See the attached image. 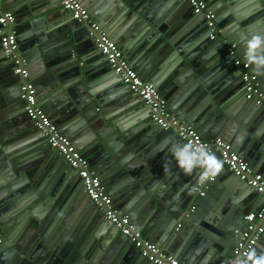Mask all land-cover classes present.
I'll return each mask as SVG.
<instances>
[{"label":"water","instance_id":"95a60500","mask_svg":"<svg viewBox=\"0 0 264 264\" xmlns=\"http://www.w3.org/2000/svg\"><path fill=\"white\" fill-rule=\"evenodd\" d=\"M79 1L169 112L203 139L231 142L264 175V115L239 94L242 71L234 66L245 55L242 37L264 35L255 30L264 25V0H201L215 16L214 39L187 0H101L105 11L96 6L100 0ZM60 8L59 0H0V10L14 17L13 54L24 62L37 105L86 159L112 206L151 244L184 264H241L234 231L244 230V215L264 198L236 177L206 181L198 196L199 169L174 178L164 172V161L174 160L172 145L184 143L151 121L95 48L88 26ZM14 67L0 47V74L7 73L0 82V264H151L38 135ZM255 75L264 92V75ZM230 194L248 203L236 205ZM254 249L264 252V235Z\"/></svg>","mask_w":264,"mask_h":264},{"label":"built area","instance_id":"2783aa9c","mask_svg":"<svg viewBox=\"0 0 264 264\" xmlns=\"http://www.w3.org/2000/svg\"><path fill=\"white\" fill-rule=\"evenodd\" d=\"M187 3L193 14L201 15L205 20L206 27L210 32L209 38H216L219 31L216 27L215 16L207 9L205 3L201 0H187ZM59 5L71 14L72 19L84 22L88 26V32L94 39L95 48L105 56L109 67L120 78L122 84L128 86L131 92L137 95L138 99L149 109L151 121L160 129L171 130L177 134L183 143L194 142L206 147L223 162V166L234 177L241 182H246L258 195L264 198V175L252 172L225 140L221 138L203 139L195 129L170 115L167 112L165 99L152 84L143 81L124 58L115 43L107 37L106 33L95 22L89 19L87 10L79 0H59ZM13 22L14 17L10 12L0 10V27L2 31L0 47L3 54L12 59L14 63V74L20 80L19 95L27 118L45 137L48 146L56 150L68 167L77 173L88 200L99 208L104 219L108 220L121 235L133 243L140 256L147 259L151 264H184L151 244L128 218L112 206L111 198L105 193L99 178L89 168L86 159L75 149L70 140L60 133L49 116L37 105L36 93L23 67L24 62L13 54L16 48L15 32L10 29ZM234 48L233 44L230 45V55L236 54ZM234 66L242 71L241 81L244 88V99L260 105L264 115V92L258 86L256 75L249 71L250 66L246 63L245 55H237ZM193 190L198 196H203L204 191L207 190L206 182L198 184ZM243 220L244 230L234 231L237 245L233 250V254L238 256L239 259H246V253L254 248L257 241L264 234V200L258 209L246 213ZM1 238L2 232L0 229V241ZM236 264H238V261H236Z\"/></svg>","mask_w":264,"mask_h":264},{"label":"clouds","instance_id":"9594fccd","mask_svg":"<svg viewBox=\"0 0 264 264\" xmlns=\"http://www.w3.org/2000/svg\"><path fill=\"white\" fill-rule=\"evenodd\" d=\"M242 42L247 65L257 75H264V35L242 37ZM170 152L177 168L184 175L191 176L196 170H200L198 180L201 184L214 180L223 170V162L200 144L194 142L173 144ZM166 171L168 170L164 167V172ZM241 264H264V252L258 254L254 248L250 249L246 253V260Z\"/></svg>","mask_w":264,"mask_h":264},{"label":"crops","instance_id":"0c3cea01","mask_svg":"<svg viewBox=\"0 0 264 264\" xmlns=\"http://www.w3.org/2000/svg\"><path fill=\"white\" fill-rule=\"evenodd\" d=\"M101 2V3H100ZM104 1H97L96 2V6H97V8H99V7H101V5H102V3H103ZM108 7H107V5H105V6H102L101 7V11H105L106 9H107ZM61 10H63L62 8H60ZM241 11H244V9H241ZM201 17V16H200ZM69 18L70 19H72L70 16H69ZM93 20V19H92ZM59 22V21H58ZM58 22L56 21L55 22V24H58ZM95 22V21H94ZM48 22H46V24H47ZM260 24H258V25H256L255 26V30L256 31H261V30H263L264 29V25H262V26H259ZM56 27H57V25H56ZM0 32H1V29H0ZM130 66H131V64H130ZM134 70L136 71V73L137 74H139L138 73V71L134 68ZM249 71L252 73V74H255V72L253 71V69L251 68V67H249ZM7 73L6 72H3L2 74H0V82L2 81L1 79H4V77H5V75H6ZM141 77V76H140ZM3 82V81H2ZM257 82H258V86H259V88H260V90H261V84H260V82H259V80L257 79ZM241 83V82H240ZM241 85V84H240ZM125 87V86H124ZM241 87V90H240V92H239V94H242L241 95V97L243 96V94H244V88H243V85L242 86H240ZM163 97V96H162ZM36 98H37V94H36ZM164 98V97H163ZM138 102L140 103V105L142 106V107H144L145 105L138 99ZM145 108V107H144ZM147 111V110H146ZM167 112L170 114V115H172V116H174L175 117V115L172 113V112H169L168 110H167ZM149 116V115H148ZM132 117H134L135 119L138 117V115H134V116H132ZM176 118V117H175ZM137 121H140V120H137ZM183 123V122H182ZM38 135L40 136V133L38 132ZM216 138H221V137H216ZM226 142H228V141H226ZM230 145H231V147H232V149H233V151L234 152H236L238 155H240V153H239V151H238V149L231 143V142H228ZM159 152H161V151H159ZM160 155L157 153V157H159ZM168 156H170V155H165V157H168ZM67 165V164H66ZM68 166V165H67ZM164 167L169 171V174H171V178H174L176 175H180V177H181V175H184L178 168H177V166H176V162H175V160H170V159H167V162L166 161H164ZM249 167V166H248ZM250 168V167H249ZM250 170L252 171L253 169H251L250 168ZM253 172V171H252ZM186 176V175H185ZM229 179H235L234 178V176L231 174V172L225 167V166H223V170H222V172L214 179V182L213 183H215L216 181H219L220 180V182L222 181H227V180H229ZM221 182V183H222ZM228 199L229 200H231L233 203H236V205L238 204L239 206H242V205H244V204H246V203H248V201H247V199H245V198H238L237 196H235V195H233V194H230V195H228ZM258 202V195L257 196H255L254 197V199L251 201V203H250V207H251V205H254V204H256ZM114 207H115V205H114ZM247 210H249V209H247ZM250 211H252V210H250ZM249 211V212H250ZM248 213V212H247ZM264 235V234H263ZM263 247H261V249H262ZM263 250V249H262Z\"/></svg>","mask_w":264,"mask_h":264}]
</instances>
